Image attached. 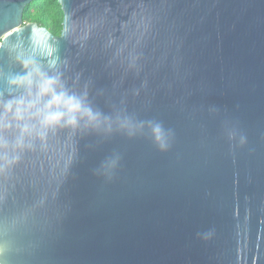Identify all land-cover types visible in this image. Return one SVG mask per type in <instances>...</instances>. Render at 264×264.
Wrapping results in <instances>:
<instances>
[{
    "label": "water",
    "instance_id": "95a60500",
    "mask_svg": "<svg viewBox=\"0 0 264 264\" xmlns=\"http://www.w3.org/2000/svg\"><path fill=\"white\" fill-rule=\"evenodd\" d=\"M31 1L0 0V264H264V0H58V35Z\"/></svg>",
    "mask_w": 264,
    "mask_h": 264
},
{
    "label": "clouds",
    "instance_id": "9594fccd",
    "mask_svg": "<svg viewBox=\"0 0 264 264\" xmlns=\"http://www.w3.org/2000/svg\"><path fill=\"white\" fill-rule=\"evenodd\" d=\"M28 78H17L11 81V83L16 85H22L27 82ZM53 81L45 80L41 86L40 92L41 94L50 93L51 101L47 107H52L54 105L63 104L69 111L76 112L80 110V104L74 98L66 97L62 94L58 95L53 92ZM24 104L23 100L17 101H4L0 104V108H2V114H0V127L6 128V116L9 112L13 111L15 106L14 114L17 118H21L22 116V108L21 106ZM62 113L60 112H48L43 118V124L46 126L52 125L60 121ZM27 129H23L22 131H26ZM157 131V138L159 139V129ZM22 145V141H17L16 147H20ZM9 145L7 141L4 140L2 136H0V171H3L7 165L15 162V157L9 159L6 155L7 149Z\"/></svg>",
    "mask_w": 264,
    "mask_h": 264
},
{
    "label": "trees",
    "instance_id": "16d2710c",
    "mask_svg": "<svg viewBox=\"0 0 264 264\" xmlns=\"http://www.w3.org/2000/svg\"><path fill=\"white\" fill-rule=\"evenodd\" d=\"M23 22L34 21L55 35L62 29L63 11L58 0H32L24 7Z\"/></svg>",
    "mask_w": 264,
    "mask_h": 264
}]
</instances>
